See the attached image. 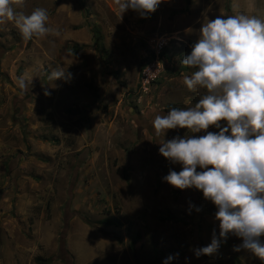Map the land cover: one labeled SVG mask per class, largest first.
<instances>
[{"label": "rangeland", "instance_id": "rangeland-1", "mask_svg": "<svg viewBox=\"0 0 264 264\" xmlns=\"http://www.w3.org/2000/svg\"><path fill=\"white\" fill-rule=\"evenodd\" d=\"M36 8L59 36L25 41L0 23V264H163L175 254L171 264H264L235 251L243 241L231 233L197 258L194 249L219 238L218 209L163 179L182 165L159 154L160 140L220 128L157 137L152 127L205 94L187 90L194 69L181 64L202 25L264 19V0H162L147 18L128 10L120 19L114 0H25L17 10ZM58 68L71 76L49 79Z\"/></svg>", "mask_w": 264, "mask_h": 264}, {"label": "clouds", "instance_id": "clouds-1", "mask_svg": "<svg viewBox=\"0 0 264 264\" xmlns=\"http://www.w3.org/2000/svg\"><path fill=\"white\" fill-rule=\"evenodd\" d=\"M161 2L114 0L120 19L128 10L147 18ZM24 6L25 0H0V23L11 22L25 41L60 35L48 26L46 9L36 8L30 14L17 10ZM181 64L194 69L183 76L187 90L203 89L205 94L194 107L157 114L152 121L156 136L177 128L190 133L220 128L218 133L159 142V154L182 165L181 171H170L163 179L180 190L201 191L218 209L219 238L214 233L211 243L194 249V255H212L231 233L243 241L235 251H249L264 261V244L259 240L264 236V19L241 13L208 21ZM66 76L71 74L58 68L49 79ZM17 83L28 89L23 76ZM221 121L226 127L221 128ZM197 167L205 170L197 172ZM177 257L169 256L163 264Z\"/></svg>", "mask_w": 264, "mask_h": 264}, {"label": "trees", "instance_id": "trees-1", "mask_svg": "<svg viewBox=\"0 0 264 264\" xmlns=\"http://www.w3.org/2000/svg\"><path fill=\"white\" fill-rule=\"evenodd\" d=\"M100 224H102L104 226H113V227H116V226L119 225L118 222L115 219H104L103 221H101ZM132 242H134V240ZM130 247H132V243H131V246Z\"/></svg>", "mask_w": 264, "mask_h": 264}]
</instances>
